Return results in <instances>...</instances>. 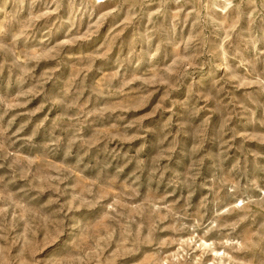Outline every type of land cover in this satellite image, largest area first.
Wrapping results in <instances>:
<instances>
[{"label": "rangeland", "instance_id": "1", "mask_svg": "<svg viewBox=\"0 0 264 264\" xmlns=\"http://www.w3.org/2000/svg\"><path fill=\"white\" fill-rule=\"evenodd\" d=\"M0 264H264V0H0Z\"/></svg>", "mask_w": 264, "mask_h": 264}]
</instances>
